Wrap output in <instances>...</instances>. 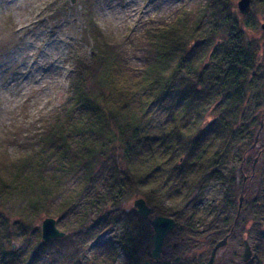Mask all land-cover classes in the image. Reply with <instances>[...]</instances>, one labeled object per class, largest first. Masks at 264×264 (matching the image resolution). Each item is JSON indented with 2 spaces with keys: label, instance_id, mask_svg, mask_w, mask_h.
I'll return each mask as SVG.
<instances>
[{
  "label": "trees",
  "instance_id": "obj_1",
  "mask_svg": "<svg viewBox=\"0 0 264 264\" xmlns=\"http://www.w3.org/2000/svg\"><path fill=\"white\" fill-rule=\"evenodd\" d=\"M237 1L200 0L149 28L141 67L129 65L118 45H98L91 63H80L41 146L23 154L15 171L0 167V264H39L46 243H40L35 223L53 215L60 182L59 175L46 176L49 164L55 161L62 176L84 172L75 193L59 206L63 211L84 194L95 165L111 156L118 166L92 199L97 217L90 220L83 209L74 230L94 238L96 228L118 224V245L107 240L88 264H116L121 254L128 264H142L136 213L125 202L143 197L157 214L173 216L206 174L217 178L216 168L239 151L240 140L256 134L243 117L252 98L257 107L264 101V31L251 36L260 29L264 0H254L248 15L239 13ZM89 27L96 26L90 21ZM166 99L171 108L155 123L151 108ZM212 109L216 118L206 124ZM16 198L20 206L10 210Z\"/></svg>",
  "mask_w": 264,
  "mask_h": 264
},
{
  "label": "rangeland",
  "instance_id": "obj_2",
  "mask_svg": "<svg viewBox=\"0 0 264 264\" xmlns=\"http://www.w3.org/2000/svg\"><path fill=\"white\" fill-rule=\"evenodd\" d=\"M199 1L95 0L91 3V0H0L2 170L6 173L15 171L18 159L23 154L32 153L38 144L41 146L44 128L66 104L72 75L81 62L91 63L94 48L97 50L101 44L103 48L118 45V50L122 52L129 65L141 67L146 61L144 40L148 29L161 21L171 20L177 9L194 7ZM253 8L254 1L251 13ZM90 21L95 28L89 27ZM263 23L264 15L260 14L258 16L260 29L253 32L252 37H261V31H264L261 28ZM261 50L260 60L264 63L262 55L264 45ZM255 97L251 99V104H246L248 111L246 117H243V123L253 126L256 134L254 136L252 133L253 138L248 141L246 138L239 141L241 144L238 146L240 152L236 150L238 153H244L245 149L253 146L251 152L255 154L258 147H264V101H262L264 98H261L262 105L257 107ZM170 108V99L153 105L151 108L153 121L155 123L163 121ZM251 112L253 113L250 119ZM216 115L217 109H212L206 124L212 122ZM253 118L254 124L251 125ZM115 159V156H111L100 160L95 165L93 177L84 194L73 199L69 209L63 211L59 206L75 193L74 190L84 172L62 176V171L55 161L48 165L45 170L46 176H60L57 197L51 206L53 215L50 217L56 220V225L65 232V235L43 241L42 221L49 216L42 215L36 220L38 230L36 234L40 243H46L42 248L39 264H88L93 251L102 248L107 240L113 239L118 245L119 236L123 233L118 224L104 222L107 228H96L94 238L74 230V226L78 224L76 216L79 218V213L83 209L88 210L90 220L97 217L92 207V199L97 192L101 194L106 189L107 183L110 182L108 178L118 166ZM227 169L229 168L225 166L217 169L216 177L221 174L229 176L230 172ZM216 184L218 182L206 174L194 193L198 194L200 191L204 192V195L213 194L210 188ZM137 198L125 202L124 206L133 208V202ZM203 198L202 195L201 199ZM20 203V199L12 200L9 209L13 207L15 210ZM179 208H183V205ZM140 227L143 245L151 247V236L148 235L145 224L142 223ZM14 244L17 247V244ZM116 264H128L126 257L121 254Z\"/></svg>",
  "mask_w": 264,
  "mask_h": 264
},
{
  "label": "flooded vegetation",
  "instance_id": "obj_3",
  "mask_svg": "<svg viewBox=\"0 0 264 264\" xmlns=\"http://www.w3.org/2000/svg\"><path fill=\"white\" fill-rule=\"evenodd\" d=\"M252 149L253 146L244 153H231L216 168L228 167L230 175L215 178L218 184L210 188L213 194L204 195L200 191L196 194L194 191L199 188L196 186L191 200L174 211L173 216L157 214L146 202L151 209L150 219L163 216L174 221V227L164 237L160 254L155 257L154 226L134 208L136 247L144 255L142 264L263 263L264 147H258L255 154ZM142 223L151 236V247L143 245Z\"/></svg>",
  "mask_w": 264,
  "mask_h": 264
},
{
  "label": "water",
  "instance_id": "obj_4",
  "mask_svg": "<svg viewBox=\"0 0 264 264\" xmlns=\"http://www.w3.org/2000/svg\"><path fill=\"white\" fill-rule=\"evenodd\" d=\"M254 0H238L237 7L238 11L242 15H248L252 11V3ZM262 29L264 30V23L262 24ZM133 206L137 209L139 215L143 218L147 219L154 226V248H153V256H157L160 254L162 250V244L164 241V237L169 230L174 227V221L171 218L156 216L153 219H150V207L147 205L146 200L144 198H137ZM65 235V232L60 230L56 225V220L53 217H45L42 221V229L41 236L43 241H48L54 238H61Z\"/></svg>",
  "mask_w": 264,
  "mask_h": 264
}]
</instances>
